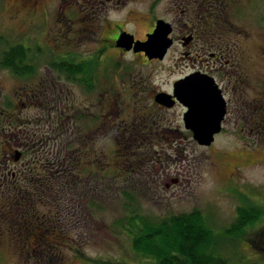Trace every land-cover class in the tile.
<instances>
[{
	"label": "rangeland",
	"instance_id": "obj_1",
	"mask_svg": "<svg viewBox=\"0 0 264 264\" xmlns=\"http://www.w3.org/2000/svg\"><path fill=\"white\" fill-rule=\"evenodd\" d=\"M153 2L0 0V36H5L10 45L23 44L34 50L31 57L41 59L47 56L36 53L50 52V48L64 54L76 51L92 55L101 46L103 59L119 63L106 84L121 86L120 76L124 75L127 92L133 90L125 96L130 103L123 99L121 110H105L108 101L102 104L97 97L92 104L84 94L75 92L73 104L83 110H76L78 117L72 122L77 142H66L71 148L74 143L82 148L81 173L65 177L64 189L55 192L53 200L51 196L37 197L39 200L31 205L33 225L22 235L11 226L17 222V212L23 210L1 205L5 221L0 234V264H157L160 257L152 248L148 253L133 249L132 236L124 226L131 211L163 220L195 209L201 210L213 227L218 254L234 264H264V213L240 238H231L226 232L238 207L255 205L264 209V129L252 130L253 110H232L215 142L201 147L184 127L186 110L182 107L150 110L153 91L171 89L173 82L191 69V61L184 57L186 49L177 46L165 60L148 62L142 55L120 53L114 45L117 30L144 38L152 27L153 13L155 18L175 22L178 28L212 29V19L219 16L214 13H219L218 2L161 0L152 8ZM256 2L264 6V0H239L227 18L252 32L257 28L253 23H258L255 12L260 13L254 10ZM225 23L230 27L229 21ZM218 27L211 42L221 39ZM231 33L232 29L225 35ZM39 35L46 43L37 39ZM29 37L34 39L29 42ZM243 45L249 59H258L257 74L264 75L259 71L263 67L260 55L264 31H256V36ZM254 76L249 74L248 79ZM15 83L0 74V97H5ZM120 92L125 94L124 90ZM133 104L146 110H132ZM92 105V110H84ZM116 129L124 136L118 145L110 136ZM44 215H49L46 226L40 221Z\"/></svg>",
	"mask_w": 264,
	"mask_h": 264
},
{
	"label": "flooded vegetation",
	"instance_id": "obj_2",
	"mask_svg": "<svg viewBox=\"0 0 264 264\" xmlns=\"http://www.w3.org/2000/svg\"><path fill=\"white\" fill-rule=\"evenodd\" d=\"M159 1L161 0H154L152 8H155ZM216 1L218 2L219 13H214L219 16L218 20L212 19V29L203 26L187 29V25L178 28L175 22L168 18H155L153 13L152 27L144 38H138L132 33L133 36H136L135 41H147V35L153 33L159 20H163L170 24L172 29L169 38L172 39L173 43L168 52L170 53L172 49L182 45L186 49L184 57L192 63L191 69L176 79L171 89L153 91L150 110H174L182 107L187 111V107L175 96V84L193 74H197L199 78L212 79L226 101L227 113L223 121V129L224 123L228 120L232 110L246 109L253 110L252 130L262 132L264 129V116L261 117L264 110V75L257 74L258 59H249L246 56L243 44L247 43L253 36L255 37L256 31H264V10H262L264 6L261 7L260 3L257 4V2L254 5L252 4L254 10L259 9L260 13L255 12L258 23H253V28H257L251 32L227 18V14L239 4V0ZM209 13L213 14V12ZM220 17H223V19L221 20ZM226 21H229L230 27H227ZM251 21H255L253 16ZM259 22L262 23L263 27ZM218 25L221 36L219 38L221 39L211 42V35L213 32L217 33L216 26ZM231 29L232 33L225 35ZM123 32L126 31L122 30L121 33ZM119 33L117 30L116 35L118 34V36L114 40V45L120 53L142 55L148 62L165 60L168 52L164 59H150L145 52H134L133 49L128 51L118 47ZM199 39L200 44H198ZM1 40L7 42L3 35L0 36ZM105 40L103 39L102 42H105ZM99 49L104 51L101 46ZM194 51L196 53L198 51V54H193ZM54 52L58 53V60L57 57L44 59L38 73L34 77L26 79L20 78L9 68L2 67L0 62V74H6L10 79L16 80V83L8 89L6 96L0 97V195L3 196V198H0V234L3 229L2 222L5 221L1 205L17 211L23 210L17 212L19 215L17 222L11 226L19 235H22L23 231L29 230L33 225V214L31 212L34 207H31V205H35V201L39 200L37 197H41L40 195H42V198L51 196L53 200L55 192L59 194L64 189L67 178L77 176V172L81 173L79 163H81L82 148L78 147L77 143H74L72 148L70 147L71 144H67V142H77V132L72 122L73 119L78 117L75 114L76 110H83L73 104L72 98L75 96V92L84 94L92 104L93 98L97 97L102 104L108 101L105 110H121L123 109V99H127L125 96L133 91L127 92L124 75L120 76L121 86L112 85V83L107 85L106 83L112 80L114 76L112 75L109 78H101L100 91L91 89V92H88L85 88L82 89L80 85V75L75 74V72L65 73L56 69L58 64L65 62L64 57L66 54L55 49ZM73 52L75 54L76 51ZM76 54L79 56L78 52ZM81 60L76 59L73 64L77 65ZM260 60L263 62V67L259 71L260 74H263L264 46L261 49ZM249 74L255 76L249 80ZM45 75L46 77H43ZM115 78L117 79V77ZM89 80L93 87V69H91ZM18 81L22 82L21 86H19ZM23 83L26 84L25 87H23ZM102 88L103 90H101ZM140 89H143V87ZM121 90H124V95L121 94ZM161 93L171 96L170 101L174 102L172 107L157 101V96ZM127 103H130L129 99H127ZM130 106L132 110H146L134 104ZM92 109L93 105L84 110ZM127 109L129 110V107ZM235 124L238 125V122H235ZM132 130H136V126H133ZM186 130L193 137L192 131ZM110 136H115L118 143H121L124 138L120 132L118 133V129L113 130ZM135 138L137 139V137ZM197 144L201 147H209L202 146L198 142ZM90 146L93 150V143ZM89 166V171H93V168ZM12 195H18L21 199L16 200ZM48 217L49 215H44L42 220L40 219L45 226L48 223Z\"/></svg>",
	"mask_w": 264,
	"mask_h": 264
},
{
	"label": "trees",
	"instance_id": "obj_3",
	"mask_svg": "<svg viewBox=\"0 0 264 264\" xmlns=\"http://www.w3.org/2000/svg\"><path fill=\"white\" fill-rule=\"evenodd\" d=\"M41 36L39 35L37 39L46 43L45 38ZM33 39L34 37H29V42ZM0 51L2 67L9 68L14 74L24 79L34 77L44 59L55 58L58 55L53 53L54 49H52L50 52L36 53L44 54L47 58L41 59L37 55L31 57L34 50H29L19 43L10 45L4 40L0 41ZM76 53H67L64 57L65 62L58 64L56 69L80 75V85L88 92H91V89L99 90L102 85L101 78H109L115 70L119 69V63L116 61L103 60L102 49H98L92 55L78 53L79 56H77ZM56 59L58 60V57ZM76 59L82 60L76 65L73 64ZM91 69H93V87L89 80ZM112 139L118 145L117 138L114 136ZM263 213L264 209L255 205L238 207L237 216L226 232L232 235L231 238H240L246 229L260 220ZM124 226L132 236L134 251L148 253L152 248L160 257L157 264H234L227 256L218 254V237L213 234V227L199 209L163 220H151L137 213V210H132Z\"/></svg>",
	"mask_w": 264,
	"mask_h": 264
},
{
	"label": "water",
	"instance_id": "obj_4",
	"mask_svg": "<svg viewBox=\"0 0 264 264\" xmlns=\"http://www.w3.org/2000/svg\"><path fill=\"white\" fill-rule=\"evenodd\" d=\"M171 31L170 24L159 20L153 33L147 35V41H135L132 34L123 32L117 46L128 51L145 52L150 59H164L173 43L169 38ZM175 96L188 109L184 123L185 128L192 131L194 140L202 146L212 145L223 129L227 113L226 101L214 81L193 74L175 84ZM170 99L171 96L165 93L157 96L158 102L172 107L174 102Z\"/></svg>",
	"mask_w": 264,
	"mask_h": 264
}]
</instances>
